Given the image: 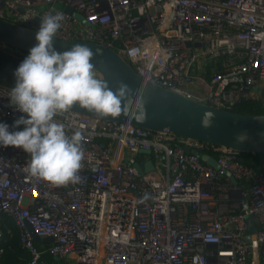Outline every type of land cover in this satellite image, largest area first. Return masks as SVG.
<instances>
[{"label":"built area","instance_id":"1","mask_svg":"<svg viewBox=\"0 0 264 264\" xmlns=\"http://www.w3.org/2000/svg\"><path fill=\"white\" fill-rule=\"evenodd\" d=\"M56 12V38L103 44L144 82L221 109L251 99L264 110V0H0V18L36 31ZM10 90L0 85V123L21 131ZM55 119L81 133L78 183L32 178L29 155L0 146V213L19 228L29 264L43 251L69 264H264V168L231 147L129 122L74 110ZM34 235L51 240L43 248Z\"/></svg>","mask_w":264,"mask_h":264},{"label":"clouds","instance_id":"2","mask_svg":"<svg viewBox=\"0 0 264 264\" xmlns=\"http://www.w3.org/2000/svg\"><path fill=\"white\" fill-rule=\"evenodd\" d=\"M63 19L59 12L41 16L35 33L37 43L14 72L15 86L8 96L10 106L24 114L13 127L24 125L23 130L9 131L7 124L0 123V146L23 149L29 155V176L55 186L79 182L84 155L81 133L69 136L55 117L74 105L97 116H115L128 92L123 83L113 92L102 77H97L91 49L76 45L59 52L54 48ZM210 116L203 121L205 127L212 124ZM247 139L246 131L235 136L238 143Z\"/></svg>","mask_w":264,"mask_h":264},{"label":"water","instance_id":"3","mask_svg":"<svg viewBox=\"0 0 264 264\" xmlns=\"http://www.w3.org/2000/svg\"><path fill=\"white\" fill-rule=\"evenodd\" d=\"M66 12H72L69 7ZM36 30L0 18V43L11 48L29 52L37 43ZM189 44V43H188ZM85 46L93 52L91 63L98 78H103L109 88L116 92L123 83L128 92L121 102V111L113 116H98L103 119L129 122L131 125L153 131H166L176 136L190 137L200 141L220 144L238 150L240 153L264 154V113L251 114L235 110H226L187 98L169 89L151 82H144L130 64L116 51L92 41L60 39L54 37L53 46L63 52L73 46ZM23 60L0 48V85L12 89L15 86L14 72ZM264 99V92L260 90ZM84 114L97 116L94 112L74 105L71 109ZM211 114L212 124L205 127L203 121ZM246 131L248 139L242 143L235 140L236 134ZM201 159L217 167L215 161L207 155ZM240 161H244L242 156ZM264 168V162L262 163ZM139 171H143L137 166ZM152 168L148 162L144 169ZM236 183V179L232 178ZM255 231L252 215L247 217L245 239ZM33 239H40L34 235ZM51 240L45 237L44 240Z\"/></svg>","mask_w":264,"mask_h":264},{"label":"trees","instance_id":"4","mask_svg":"<svg viewBox=\"0 0 264 264\" xmlns=\"http://www.w3.org/2000/svg\"><path fill=\"white\" fill-rule=\"evenodd\" d=\"M233 110L251 114L264 112L260 102L251 99L236 105ZM240 156L244 158L245 163L253 166L255 169H263L264 154L247 152L240 153ZM0 230V264H29L31 255L20 244L19 228L14 220L4 213H0ZM37 244L44 248V244L46 243L38 242ZM40 260L45 264H60L59 260L47 251H43Z\"/></svg>","mask_w":264,"mask_h":264},{"label":"rangeland","instance_id":"5","mask_svg":"<svg viewBox=\"0 0 264 264\" xmlns=\"http://www.w3.org/2000/svg\"><path fill=\"white\" fill-rule=\"evenodd\" d=\"M9 51H10L12 54L18 56V57L21 58V59H24V58L29 54V52L22 51V50H18V49L11 48V47H10Z\"/></svg>","mask_w":264,"mask_h":264},{"label":"crops","instance_id":"6","mask_svg":"<svg viewBox=\"0 0 264 264\" xmlns=\"http://www.w3.org/2000/svg\"><path fill=\"white\" fill-rule=\"evenodd\" d=\"M49 241H50V240L47 239L46 241H38V242H45V243H46V242H49ZM38 242H37V243H38ZM41 262H42L41 264H45L43 261H41ZM59 262H60V264H69V263H68L69 261H60V260H59Z\"/></svg>","mask_w":264,"mask_h":264}]
</instances>
